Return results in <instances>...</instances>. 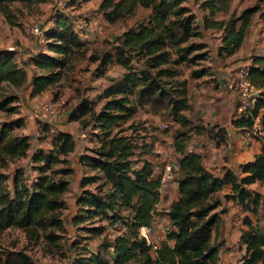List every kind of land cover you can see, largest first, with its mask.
Listing matches in <instances>:
<instances>
[{
  "label": "trees",
  "instance_id": "16d2710c",
  "mask_svg": "<svg viewBox=\"0 0 264 264\" xmlns=\"http://www.w3.org/2000/svg\"><path fill=\"white\" fill-rule=\"evenodd\" d=\"M42 1L0 0V14L13 23L14 12ZM65 4L67 8L66 0ZM193 6L205 13L204 29L223 32L220 57L235 56L252 28L264 22V0L228 20H218L217 15L230 9V0H194ZM140 10L149 16L103 52L93 50L61 10L53 27H40L42 34L36 37L41 38L43 48L28 61L20 63L15 50L0 51V168L30 159L37 172L36 182L29 184L30 173L17 168L12 186L8 174L0 172V236L19 230L30 241L42 239L68 252L67 264H221L219 238L228 204L233 203L245 214L239 242L246 252L242 264H264V231L251 220V215L260 217L264 209L263 195L251 190L264 183V144L238 173L227 170L222 177L205 168L201 154L187 149L194 134L207 131L186 115L193 106L185 71L191 79L211 72L198 16L190 0H101L99 4V12L110 25ZM85 60L97 64V77H106L109 85L96 100L83 98L69 113L70 122L88 138L75 163L82 178L71 224L95 237L109 234L96 253L78 242L62 245L67 234L66 196L75 174L71 156L78 141L73 134L44 123L41 134L52 138L51 148L31 154L33 145L24 133L19 94L31 89L35 98L52 92L57 100L63 82ZM112 64L122 70L119 77L108 78ZM248 67L259 97L250 113L237 112L233 125L243 132L252 131L258 118L264 125V57L254 56ZM145 110L161 123L178 125L173 134L178 155L173 181L178 183L180 197L162 217L177 230L167 235L154 255L139 229L152 225L162 199L161 175L148 157L155 153L157 142L164 143L163 135L169 131H161L156 120L138 118ZM13 116L14 120L9 119ZM227 188L230 192L223 195ZM108 230L115 231L113 236ZM16 256L15 263L32 264L27 256Z\"/></svg>",
  "mask_w": 264,
  "mask_h": 264
},
{
  "label": "crops",
  "instance_id": "0c3cea01",
  "mask_svg": "<svg viewBox=\"0 0 264 264\" xmlns=\"http://www.w3.org/2000/svg\"><path fill=\"white\" fill-rule=\"evenodd\" d=\"M80 1L81 0H78L77 2ZM257 1L258 0H230V9L227 12H220L217 15V19L228 20L233 15H238L245 9L255 5ZM193 5L194 0H190V7H192L193 12L198 16V23L201 25V42L207 45V50L209 51V61L206 65L211 67V72L210 75L199 79H191L190 75L184 76V78L188 80L189 95L193 106V110L186 113V115L194 122L203 125L207 130L200 135L194 134L187 149L201 154L205 168L212 170L219 177H222L227 170L238 173L241 165L255 159L261 152L264 144V134L257 135L254 138H248L245 132L237 129L233 125V121L237 118L238 94L237 91L232 88V81L244 60H246L245 65H251L254 56L264 57V36H259L261 28L255 25L245 41L244 46L235 56L220 57L219 48L222 45L223 32L220 30L204 29L202 27V20L205 13H203L198 6ZM40 50L41 49L36 47L33 54L24 55L20 58L19 54H17L18 61L20 63L26 62ZM30 74L32 75V71H30ZM27 91L29 95L27 94V96L21 99V117L24 118L26 122L24 133L31 137L32 145L35 146V150L50 149L52 138H45V134H41L39 124H36L35 120L39 119L41 122L51 123L53 126H55L56 122H54L53 118H51L52 120L50 121L43 120L46 114L41 111V105L36 106L35 104L37 98L40 96L32 98L31 89ZM100 92L101 90L99 94ZM48 93L50 92H46L45 94ZM29 99L32 100L29 101ZM23 100L25 101L23 102ZM25 102L28 106L33 105L31 111L28 109L26 110L24 105ZM141 117L142 115L139 114L138 118ZM166 123L170 125L171 128L168 133L163 135L164 143L157 142L155 145V153L148 157L149 161L154 165L156 173L159 175H162L164 168L168 164L173 165L174 170H178V155L173 144L174 130L178 128V125H173L171 122ZM163 126L165 125H161V131H164ZM262 126L264 127V125ZM167 127L169 128V126ZM56 128L58 131L73 134L70 130L72 127L65 128L59 125ZM85 146H87V142L85 144H78L75 155L81 154ZM77 173L79 174L77 178L79 184L78 191L75 195L71 196V200L73 198V201L66 198L67 204L73 206L75 209L76 200L81 192L80 180L82 178L81 171ZM75 180L76 176L74 181L71 182L70 192L67 196L71 194L72 185ZM254 187L255 185L251 188ZM229 192L230 188H227L225 192H223V195ZM179 197L178 183L176 181H171L169 185L162 190V199L157 212L161 221H165V219H163L164 215L166 217V213L170 206L177 201ZM224 204L226 203L224 202ZM229 207H231V211H234L233 203H229L228 208ZM74 214L75 210L71 217H73ZM233 215V230H230L229 226L225 229L221 228V237H223L219 238L222 242L221 264H242V259L246 253L245 247L240 246L239 243L242 230L244 229L243 218L245 214L239 212ZM225 217L226 216H224V222L228 223L229 218ZM251 220L254 224L259 223L257 221V216L255 220L251 216ZM86 248L89 252L96 253V249H92L89 246Z\"/></svg>",
  "mask_w": 264,
  "mask_h": 264
},
{
  "label": "rangeland",
  "instance_id": "374dc122",
  "mask_svg": "<svg viewBox=\"0 0 264 264\" xmlns=\"http://www.w3.org/2000/svg\"><path fill=\"white\" fill-rule=\"evenodd\" d=\"M66 1L68 2V7L64 10H61V3L65 4V0H43L32 7L21 8L20 11L14 12L13 23H11L4 15L0 14V51L15 50L17 54H19L20 58L24 55L27 56L29 54H33L36 47L38 49H42L44 44L42 43L41 38L33 36L30 33V29L34 26L41 28L53 27L52 23L59 14V10L63 11L64 14H66V16H68L71 21L74 22L76 31L81 33L82 37L89 35L90 38L88 42H90L92 45V49L97 50L98 52L105 51L108 48V44H110V42L114 41L125 31L135 26L137 22L149 16L148 11L140 10L136 16L128 18L118 24L110 25L106 22L104 16L99 12V4L101 0H81L80 2H77L78 0ZM91 21H93V23L96 21V25H92ZM257 26H259L258 28H261L259 36H264V22H258ZM245 63L246 60L242 62L240 68L248 66L245 65ZM96 67L97 64L85 60L76 68L74 74L69 78V80H65L63 82V86L59 93L60 96L57 100L54 99L51 92L41 95L39 98H37L35 103L36 106H42L44 103H52L56 105L59 109L58 114L54 116L45 115L43 120L50 121L52 120L51 118H53L54 122H56L55 127L59 125L65 128L72 127L70 130L73 132L78 144H85L88 138L84 140L79 137L81 132L79 131L78 125L76 123L70 122L69 113L83 98L96 100L99 91L109 83V79L106 77H97ZM121 73L122 70L117 67L116 64H112V66L109 67L107 76H109L108 78H115L119 77ZM185 75H190L187 70L185 71L184 76ZM234 78H236V76ZM27 92V90L19 91L20 97L23 98L24 96H27V94L29 95ZM31 100L32 99H29V101ZM24 101L25 100H23V102ZM24 105L26 110L28 109L31 111V107L33 105L28 106L26 102ZM141 115L144 121L156 120L157 123H159L158 126H160V128L161 125L164 124L166 128H163V130L166 132H168L170 130L169 128H171V126L167 125L166 122H162L161 124L159 119H155L146 110L142 111ZM14 118H16V116L10 117L9 119L14 120ZM38 120L39 119L35 120V122L36 124H39V129L41 131L44 129V127H42L44 122ZM167 126H169V128ZM259 129H264V127L259 124ZM34 150L35 146L33 145L31 154ZM76 161L77 155H72L71 162L75 168V174L72 177V182L74 181L75 176L76 180L72 185L71 194L66 196L68 200H71V196L75 195V193L78 191L79 184L77 178L79 177V174L77 172L80 171L75 166ZM17 168H22L27 172V174L30 173V176L33 177H35L37 174V172L32 169L30 159L21 160L16 164H10L6 169L0 168V172H5L8 174L10 178L9 186H12V175ZM251 190L262 194L264 197V183L257 184ZM71 201H73V198ZM74 210L75 208L68 204V209L64 212L67 234L62 241V245H66V247H68L73 242H78L80 246H89L92 249L98 250L109 234L105 236L103 235L102 237H95V235H91L84 231H79V229L75 228L71 224V216L73 215ZM239 212H242V209L239 206L234 205V211H231V207H229L228 213L225 217H228L229 220L228 223L224 222L222 229H225L227 226H229V229L233 230V214H238ZM251 216L254 220L256 219L255 215ZM258 221V225L264 231V209L261 213V216L258 217ZM107 232L110 233L111 236H113L115 233V231L112 233L109 230ZM57 250V248L49 246L42 239L33 241L28 240L24 233L19 230H12L0 236V264H17L15 263L17 260L16 255L19 253L27 256L32 264H67L66 255L68 252ZM10 256L11 263H7Z\"/></svg>",
  "mask_w": 264,
  "mask_h": 264
},
{
  "label": "built area",
  "instance_id": "2783aa9c",
  "mask_svg": "<svg viewBox=\"0 0 264 264\" xmlns=\"http://www.w3.org/2000/svg\"><path fill=\"white\" fill-rule=\"evenodd\" d=\"M61 10H64L66 4L61 3ZM93 25H96L94 21ZM30 33L33 36H40L42 34L40 27L34 26L30 29ZM89 35L83 36L84 40H89ZM232 88L237 91L238 94V113H250L254 110L259 97V90L253 85L250 78V69L248 66H244L238 69L236 78L232 81ZM41 111L46 115H57L59 109L52 103H44L41 106ZM260 118L257 119L256 124L252 131H246L248 138H254V136L264 134V129H259ZM165 129L166 126H163ZM54 132V131H53ZM87 134L83 133L82 138L85 139ZM192 152V150H190ZM175 178L174 167L171 164L166 165L161 175V191L166 188L171 181ZM36 178L31 176L28 180L29 184L35 183ZM176 227L169 223H165L159 219L156 214L154 221L150 227H142L139 229L140 237L143 238L147 245L151 248V252L154 255L161 244L166 240L169 233L175 232Z\"/></svg>",
  "mask_w": 264,
  "mask_h": 264
}]
</instances>
